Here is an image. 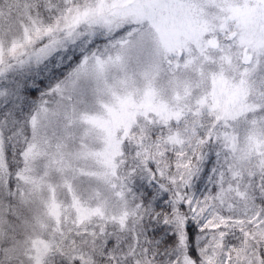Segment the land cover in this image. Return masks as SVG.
Listing matches in <instances>:
<instances>
[{"label":"snow or ice","instance_id":"snow-or-ice-1","mask_svg":"<svg viewBox=\"0 0 264 264\" xmlns=\"http://www.w3.org/2000/svg\"><path fill=\"white\" fill-rule=\"evenodd\" d=\"M0 264H264V0H0Z\"/></svg>","mask_w":264,"mask_h":264}]
</instances>
